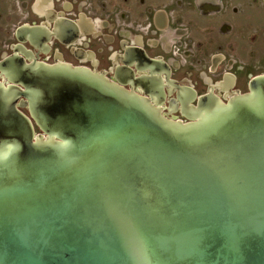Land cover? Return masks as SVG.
I'll use <instances>...</instances> for the list:
<instances>
[{"label": "water", "instance_id": "water-1", "mask_svg": "<svg viewBox=\"0 0 264 264\" xmlns=\"http://www.w3.org/2000/svg\"><path fill=\"white\" fill-rule=\"evenodd\" d=\"M21 48L0 61V264H264V75L227 101L202 95L184 122Z\"/></svg>", "mask_w": 264, "mask_h": 264}, {"label": "rangeland", "instance_id": "rangeland-1", "mask_svg": "<svg viewBox=\"0 0 264 264\" xmlns=\"http://www.w3.org/2000/svg\"><path fill=\"white\" fill-rule=\"evenodd\" d=\"M54 1L62 12V2ZM64 1L69 2L65 6L73 5L77 12L93 18L96 31L103 21L135 29L153 54H164L176 65L180 76L193 72L203 83V92L209 89L206 82L212 80L209 69L223 60L229 67L240 62L241 68L234 72L246 91L254 77L264 75V0ZM53 3L43 6L40 0H0V61L12 53L17 28L41 24L44 11L40 7L47 10ZM148 15L153 28L148 27ZM155 28L163 31L152 35L150 31Z\"/></svg>", "mask_w": 264, "mask_h": 264}, {"label": "flooded vegetation", "instance_id": "flooded-vegetation-1", "mask_svg": "<svg viewBox=\"0 0 264 264\" xmlns=\"http://www.w3.org/2000/svg\"><path fill=\"white\" fill-rule=\"evenodd\" d=\"M60 1L62 2V12L55 8L54 0H40L43 6L54 2L53 7L47 10L42 6L40 7L44 11V21L37 24L48 27L49 39L47 38L43 42L40 37L39 39L33 37V42L28 40L21 45L15 33L17 43L14 47L17 46L22 49L21 46H23L26 50L31 51L37 60L48 64L63 62L103 72L112 81L159 104L163 114L173 120L189 121V117L193 115L191 107L196 106L199 98L209 92L213 91L223 101H227L232 94L247 92L240 85L239 77L234 72L235 69L241 68L238 61L235 62L236 66L232 63L229 67L228 63L223 60L216 67H211L209 71L212 73V80L206 82L209 89L203 92L201 89L203 83L197 81L193 72H189L186 77L180 76L176 65H172L164 54H153L145 43L137 37L135 29L127 25L123 26L127 29L123 28L115 21L112 25L110 21H103V26L96 31L95 27L91 29L89 25L87 26V19L90 17L86 13L77 12L73 5L65 6L69 2ZM151 12L152 10L148 9V13ZM66 19L77 23L78 33L68 36L63 29H55L58 22ZM148 20V27L153 28L154 25L149 15ZM67 25L71 27L70 23ZM159 30L151 29L150 33L156 35ZM139 47L144 50L145 56L153 61L154 73L146 68L143 61L144 54L136 50ZM11 51L13 52V48ZM11 54H6L5 57ZM163 63L167 64L168 67ZM232 77H234V81ZM212 83L215 84L212 85ZM184 87L193 88L196 91V98L188 91V100H193L191 103L185 104L179 98L180 88ZM24 111L27 112L28 110L25 109Z\"/></svg>", "mask_w": 264, "mask_h": 264}, {"label": "crops", "instance_id": "crops-1", "mask_svg": "<svg viewBox=\"0 0 264 264\" xmlns=\"http://www.w3.org/2000/svg\"><path fill=\"white\" fill-rule=\"evenodd\" d=\"M90 24L93 25V28L96 27L95 24H94V22H92V20L90 18H88L87 19V26L89 25V28H91Z\"/></svg>", "mask_w": 264, "mask_h": 264}]
</instances>
